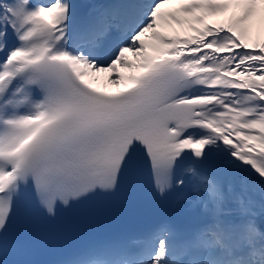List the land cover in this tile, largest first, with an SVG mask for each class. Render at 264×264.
<instances>
[{"label": "snow or ice", "instance_id": "1", "mask_svg": "<svg viewBox=\"0 0 264 264\" xmlns=\"http://www.w3.org/2000/svg\"><path fill=\"white\" fill-rule=\"evenodd\" d=\"M82 7L0 0V264H264V0ZM145 179L197 220L38 234L37 213Z\"/></svg>", "mask_w": 264, "mask_h": 264}, {"label": "bare ground", "instance_id": "2", "mask_svg": "<svg viewBox=\"0 0 264 264\" xmlns=\"http://www.w3.org/2000/svg\"><path fill=\"white\" fill-rule=\"evenodd\" d=\"M107 76V74L105 73V74H101V79H100V83H101V85H103L104 83H105V77ZM108 87L110 88V89H112V88H114V87H112V85H108Z\"/></svg>", "mask_w": 264, "mask_h": 264}]
</instances>
